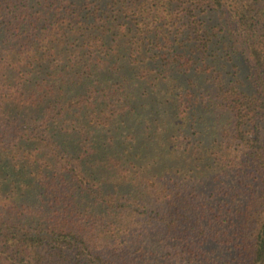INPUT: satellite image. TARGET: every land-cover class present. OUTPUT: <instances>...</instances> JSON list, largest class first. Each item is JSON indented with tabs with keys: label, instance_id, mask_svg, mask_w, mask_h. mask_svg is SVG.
I'll list each match as a JSON object with an SVG mask.
<instances>
[{
	"label": "trees",
	"instance_id": "1",
	"mask_svg": "<svg viewBox=\"0 0 264 264\" xmlns=\"http://www.w3.org/2000/svg\"><path fill=\"white\" fill-rule=\"evenodd\" d=\"M0 264H264V0H0Z\"/></svg>",
	"mask_w": 264,
	"mask_h": 264
}]
</instances>
